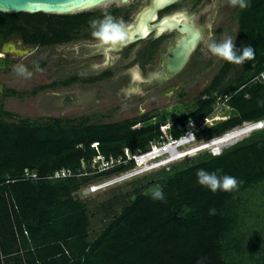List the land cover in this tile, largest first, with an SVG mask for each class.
<instances>
[{
	"label": "trees",
	"instance_id": "16d2710c",
	"mask_svg": "<svg viewBox=\"0 0 264 264\" xmlns=\"http://www.w3.org/2000/svg\"><path fill=\"white\" fill-rule=\"evenodd\" d=\"M247 3L236 12L234 45L238 54L243 46L253 47L255 58L242 65L223 61L195 96V109L175 118L169 130L174 137L188 120L210 114L216 94L230 96L229 108L223 118L195 132L198 141L264 118V84L249 81L264 64V0ZM84 19L83 14L0 10V38L20 32L25 39H62ZM14 116L0 100V264H264V128L223 147L220 155L197 152L130 181L129 200L90 237L87 203L73 192L134 167L130 159L93 172L92 163L98 165L97 153L108 159L122 155L125 147L143 150L146 141L158 136L150 132L153 126L83 128L62 124L60 118ZM61 168L73 174L47 177ZM200 169L233 176L238 188L212 192L197 182ZM28 172L38 178L25 176ZM156 189L163 200L152 198Z\"/></svg>",
	"mask_w": 264,
	"mask_h": 264
},
{
	"label": "flooded vegetation",
	"instance_id": "af4514ba",
	"mask_svg": "<svg viewBox=\"0 0 264 264\" xmlns=\"http://www.w3.org/2000/svg\"><path fill=\"white\" fill-rule=\"evenodd\" d=\"M153 2L99 0L74 12L64 13L83 14L85 18L78 26L72 24L65 38L45 40L43 36L41 39H25L20 32L0 38V57L3 56L1 59L6 66L11 63L15 69L23 65V61H28L27 70L32 82L28 88L30 96L44 94L65 97L74 106V114L48 116L62 119V124L83 128L111 123H123L131 128L145 123L159 125L164 113L189 108L191 100L186 98L187 90H183V87L198 73L189 66L193 50L185 64L170 76L165 74L164 63L172 55L176 40L187 34L184 26H194L203 34L194 50L203 43L206 32L200 23L194 21L195 13L205 5L203 0H172L156 9L154 18L149 21L150 30L120 45L112 53L114 59L109 61L106 68L92 67L102 64L104 57L96 53L93 47L95 40L91 35V21L101 19L106 13L111 14L115 19L123 20L129 32L141 27ZM237 9L238 6L231 8L233 22L236 23L234 26L228 30L217 28L220 33L233 36V43L237 33ZM166 17L171 18V22L168 21L157 31L152 24ZM231 22L230 19L228 25ZM49 26L48 17L42 25L43 34ZM136 66H139L144 77L156 72L159 79L151 84L133 80L132 69ZM181 93L184 95L181 96Z\"/></svg>",
	"mask_w": 264,
	"mask_h": 264
},
{
	"label": "rangeland",
	"instance_id": "374dc122",
	"mask_svg": "<svg viewBox=\"0 0 264 264\" xmlns=\"http://www.w3.org/2000/svg\"><path fill=\"white\" fill-rule=\"evenodd\" d=\"M203 1L205 5H203V7L195 13L194 21L196 23H200L204 28L206 32V37L204 40L220 41L226 35L224 32L220 33L217 28L222 27L224 30H228L230 26H234L236 24L235 21L233 22V15L231 14L232 6L228 4V0ZM230 19L232 22L230 25H228ZM117 20L123 21L121 19ZM11 56L12 55L10 54L8 55L9 58H11ZM1 58H3V56L0 57V100H2L3 107L6 110L14 113V120L22 118L45 120L48 118V116H62L66 113L74 112V106H72L70 102H67L65 97H54L44 94L30 96L28 94V88H30L32 82L29 75L30 71L27 70V60L22 62L26 71L24 74H20L15 70V68H12L11 63H8L6 66V62H3ZM190 58L189 66L198 73H195L194 78L184 85L183 90H187L186 98L192 100L195 99V96L201 89L209 84L213 75L217 72L224 60L208 53L203 43L199 44V46L191 54ZM6 88L14 90L16 94H7L5 91ZM61 100L62 106H60ZM188 107L190 108L191 106ZM180 110L181 112H184L187 109L181 108ZM223 113V110L222 112L219 111V114ZM243 126L244 124L242 126L233 128L229 133ZM233 142L228 143L227 146ZM197 143H199V141H191L185 144L182 148H190L195 146ZM225 146L226 145L222 146L221 148ZM199 149L200 147L193 148L195 151L198 150L197 152L207 150L211 153H215L213 148ZM187 152H185V154H187ZM195 153L187 154L185 157L176 158L164 166L167 167L169 164L175 163ZM143 165V162H140V164L135 166L139 169L134 170L133 172L140 171L139 173L132 175L129 178L127 177L118 180L119 182L116 181L110 185L97 189L91 188L93 184L100 183L103 180L113 178L118 175L117 173H114L103 176L97 180L90 181L88 184H85L83 187L73 192V196L80 197L87 203L91 220L90 237H93L100 229L103 222L110 218L112 214L118 212L121 205L129 200L127 193H130L132 190L130 181H134L143 175L154 172L163 167H156L155 165L157 164H154L155 168L148 170V167L145 166V168ZM142 170L145 171L142 172ZM260 187L263 186L261 185ZM260 197L264 198V192Z\"/></svg>",
	"mask_w": 264,
	"mask_h": 264
},
{
	"label": "clouds",
	"instance_id": "9594fccd",
	"mask_svg": "<svg viewBox=\"0 0 264 264\" xmlns=\"http://www.w3.org/2000/svg\"><path fill=\"white\" fill-rule=\"evenodd\" d=\"M228 4L233 7L238 6L240 9H245L249 6L247 0H228ZM91 27L93 29L91 35L95 40V44L93 45L95 52L104 57L102 64L93 65L92 67L94 69L106 68L109 65V61L114 59L112 53L117 51L119 46L128 39V29L123 21L117 20L111 14L107 13L101 19L91 21ZM233 39V36H224L220 41L204 40L203 44L208 53L212 56L236 65H242L245 61H250L255 58L254 49L251 46H243L239 50L238 54V50L233 43ZM15 70L20 74H24L26 71L23 65L18 66ZM132 78L133 80L143 84H151L158 80L159 76L156 72H150L147 77H144L139 66H136L132 69ZM250 121L260 123L259 128L257 129L264 128V118L258 120H246L233 128L242 126L243 124L245 125ZM233 128L227 130L226 132H229ZM221 135H223V133ZM92 146L96 147L97 143L95 142ZM213 155H220V153L215 152ZM144 163H146V161H144ZM196 175L197 182L210 189L212 192H215L218 189L225 192H232L238 188L239 181L237 178L230 175L218 176L215 172H208L204 169L198 170ZM151 196L153 199H164V194L160 189L154 190L151 193ZM214 212V209L210 210V214H214Z\"/></svg>",
	"mask_w": 264,
	"mask_h": 264
},
{
	"label": "built area",
	"instance_id": "2783aa9c",
	"mask_svg": "<svg viewBox=\"0 0 264 264\" xmlns=\"http://www.w3.org/2000/svg\"><path fill=\"white\" fill-rule=\"evenodd\" d=\"M250 82H261L264 84V64H263V69L255 76H253L250 80ZM242 87V86H241ZM240 87V88H241ZM229 95L225 94L224 96H221L220 94H216V99L214 102L211 104V112L210 114L199 118L197 121L195 120H188L186 122L187 128L183 130L179 136L174 137L171 132H169L170 128H172L175 125V118L184 113L192 112L195 109V103L196 100L193 99L190 101L189 106H193L192 109L186 110L184 112H181V108L178 109V111L174 112H169L166 114L165 120L160 123L159 125L153 126L150 132L153 135H158L157 137L151 138L150 140L145 142V147L143 150H139L137 152H131V150L127 147L123 149V154L117 156L116 158L109 156L108 159H105L104 156L100 153H97L95 156V160L99 161L98 165L95 166L94 162L92 163V167L94 166L95 169H93V172H99L103 170H108L112 167H114L116 164L119 163H126L128 160L133 159L135 164L134 167L124 170L122 172L117 173L118 175L109 178L106 180L101 181L100 183L93 184L91 188L97 189V186L100 184L106 182V181H112L114 179H117L121 177L122 175L128 173V172H133L134 170H137L139 168H136L140 162H142V158L144 156H148V158L145 160L146 163L143 161V167L147 166L148 170L155 168L153 166L154 164H157L158 167L164 166L170 161H173L176 158L180 157H185L186 155L184 154L183 156H179L183 153H185L188 150H191L193 148H198L203 145H206L210 143L211 141L221 137H213L208 140H201L199 143H197L195 146H192L190 148L183 149L182 147L187 144L188 142L191 141H196L198 140L195 137V132L198 131L199 129L208 126L212 122L221 119L224 117L223 114H219V111L222 112V110H226L229 108V105L227 104V101L229 99ZM260 123L259 122H254L250 121L246 123V126H254V128L251 130H255L259 128ZM227 132L223 133L226 134ZM95 142L92 143L94 145ZM203 149V148H202ZM201 150V149H199ZM196 150L195 152H197ZM194 152V153H195ZM156 166V167H157ZM142 167V168H143ZM145 170H142V172ZM73 173L71 172L70 169L68 168H61L58 170H55L52 174L47 175V177L50 178H57V177H65L72 175ZM25 176L31 177V178H38L35 172H28ZM93 191V190H92Z\"/></svg>",
	"mask_w": 264,
	"mask_h": 264
},
{
	"label": "water",
	"instance_id": "95a60500",
	"mask_svg": "<svg viewBox=\"0 0 264 264\" xmlns=\"http://www.w3.org/2000/svg\"><path fill=\"white\" fill-rule=\"evenodd\" d=\"M99 0H0V10L4 12L26 11L30 13L45 12V13H70L82 9L86 6L94 4ZM172 0H154L153 5L147 11L143 18L141 27L131 29L128 32L126 41L134 40L142 36L143 31L150 30L149 21L154 18L155 10ZM171 22V18H163L152 24L159 31L167 22ZM187 29V34L176 40V47L172 48V55L165 60V74L170 76L176 73L186 62L196 44L203 38L202 32L194 26H184ZM182 28V29H183ZM125 41V42H126Z\"/></svg>",
	"mask_w": 264,
	"mask_h": 264
},
{
	"label": "bare ground",
	"instance_id": "6f19581e",
	"mask_svg": "<svg viewBox=\"0 0 264 264\" xmlns=\"http://www.w3.org/2000/svg\"><path fill=\"white\" fill-rule=\"evenodd\" d=\"M254 128V126H246V124L243 126V127H241V128H237V129H235V130H233V131H231V133H229V132H227L226 134H223L221 137H219V138H217V139H215V140H213V141H211L210 143H208V144H206V145H203V146H201L200 147V149H204V148H213L214 149V151L215 152H220L221 151V147L222 146H224V145H226L227 146V144L228 143H230V142H233V141H235V140H237V139H239V138H241V137H243V136H245V135H247L252 129ZM230 145V144H229ZM187 152V151H186ZM195 152V150H193V149H191L190 151L188 150V152H187V154H192V153H194ZM183 154H185V153H183ZM183 154H181V156L183 155ZM187 154H185V155H187ZM180 156V155H179ZM148 158V156L146 155V156H144L143 158H142V162L143 161H145L146 159ZM154 166V165H153ZM155 166H157V165H155ZM147 167V166H146ZM145 167V168H146ZM140 171H135V172H130V173H126V174H124V175H122L121 177H119V178H117V179H114V180H112V181H106V182H104V183H102V184H100L97 188H101V187H104V186H107V185H110L111 183H114V182H119L118 180H121V179H124V178H129L130 176H132V175H135V174H137V173H139Z\"/></svg>",
	"mask_w": 264,
	"mask_h": 264
},
{
	"label": "snow or ice",
	"instance_id": "6c2138e0",
	"mask_svg": "<svg viewBox=\"0 0 264 264\" xmlns=\"http://www.w3.org/2000/svg\"><path fill=\"white\" fill-rule=\"evenodd\" d=\"M144 34H146V32Z\"/></svg>",
	"mask_w": 264,
	"mask_h": 264
}]
</instances>
